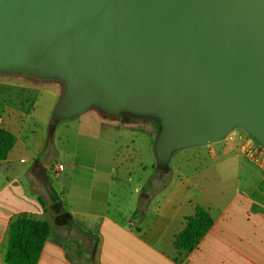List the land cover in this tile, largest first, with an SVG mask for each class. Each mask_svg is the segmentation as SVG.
Listing matches in <instances>:
<instances>
[{
    "label": "crops",
    "instance_id": "1",
    "mask_svg": "<svg viewBox=\"0 0 264 264\" xmlns=\"http://www.w3.org/2000/svg\"><path fill=\"white\" fill-rule=\"evenodd\" d=\"M85 1L66 0L61 5L65 17L59 20V31L69 34L84 13ZM184 65L188 79L183 86L194 91L195 103L190 108L196 109L210 87L211 71L194 62ZM81 69L108 79L109 93L119 106L125 103L128 109L130 103L143 100L120 89L114 75L126 87L127 79L119 69L113 75V69L102 60L91 58ZM73 73L75 69L69 64L62 74L69 87ZM126 120L132 125L122 132L126 141L118 136V144H109L112 149L108 159L95 160L93 165H70L73 176L59 191L48 181L45 166L28 157L32 150L21 140L24 124L0 115V129L16 139L7 158L0 161V264H8L10 225L19 217L51 225L37 264H264V196L248 192L258 174L239 154L236 144L224 138L229 132L234 136L244 133L264 146L256 129L235 117L226 123L222 135L200 141L199 154L195 149L188 150L190 142L177 144L179 156L186 159L168 176L164 164L160 170L156 162L160 155L158 143L152 140L153 129L134 125L133 116L113 113L111 127L115 134L120 133L115 127L123 126ZM164 124L163 120L162 136L166 133ZM207 146L214 157H209V162L197 159L203 158V153L208 157ZM122 149L130 152L129 157L132 152L144 156L139 175H134L127 164L124 170L121 168L122 161L116 157ZM54 172L58 176L64 169ZM41 182L48 183L59 199V214L72 216L67 224L54 223L57 214L51 211L52 194L48 189L45 197L35 190ZM66 204L68 211L64 209ZM196 207L210 215L212 227L194 250H177L175 237ZM136 213H140L137 218Z\"/></svg>",
    "mask_w": 264,
    "mask_h": 264
},
{
    "label": "rangeland",
    "instance_id": "2",
    "mask_svg": "<svg viewBox=\"0 0 264 264\" xmlns=\"http://www.w3.org/2000/svg\"><path fill=\"white\" fill-rule=\"evenodd\" d=\"M130 4L131 0H123L99 40L89 49L75 43L71 33L59 31V20L65 17L61 6L41 17H35L30 9L24 8L17 16L18 28L14 37L0 48V115L24 124L21 140L32 150L28 157L45 166L48 181L59 191L73 176L70 165L84 162L93 165L95 160L108 159L112 149L109 144H118V136L126 141L122 132L132 126L128 124L131 122L126 120L123 126H116L115 129H120L117 135L111 127L113 113H118L119 117L133 116L134 125L144 124L153 129L152 140L158 143L156 150L160 155L156 162L160 164V170L164 164L166 175L174 174L175 166L186 159L179 156L176 146L181 143L172 141V130L178 120L197 116L204 101L198 108H190L196 95L192 89L183 86L188 79L186 65L167 58L152 65H138L125 57L123 33ZM91 58L102 60L113 69V75V71L119 69L118 72L127 79V87L114 75L120 84L118 87L126 89L134 98L143 97V100L136 101L138 104L130 103L132 106L128 109L123 101L124 104L119 106L109 93L108 79L81 69ZM69 64L75 69L71 87L62 77ZM77 80L90 87L88 98L76 97L73 83ZM20 111L26 115H21ZM163 120L164 125L167 124L164 136ZM247 122L264 140V134ZM189 142L191 148L188 150L195 149L199 154L201 142ZM128 155L130 152L125 149L118 151L116 158L122 161L121 168L124 170L127 164L134 175H139L144 156L133 152L131 157ZM197 159L210 161L204 153L203 158ZM58 165L64 168V173L56 176L54 169ZM48 189L46 182L35 187L45 197ZM64 209L68 211L69 205L66 204ZM67 231L71 232V228Z\"/></svg>",
    "mask_w": 264,
    "mask_h": 264
},
{
    "label": "water",
    "instance_id": "3",
    "mask_svg": "<svg viewBox=\"0 0 264 264\" xmlns=\"http://www.w3.org/2000/svg\"><path fill=\"white\" fill-rule=\"evenodd\" d=\"M65 1L0 0V48L14 37L21 10L41 17ZM122 2L86 0L82 17L70 29L72 40L84 49L94 46ZM123 39V54L138 65L167 58L211 71L198 115L173 127L176 144L220 136L235 117L264 134V0H131ZM89 94L90 87L77 83L78 99ZM60 206L56 202L51 208L57 214L54 223L63 226L72 216L59 214Z\"/></svg>",
    "mask_w": 264,
    "mask_h": 264
},
{
    "label": "trees",
    "instance_id": "4",
    "mask_svg": "<svg viewBox=\"0 0 264 264\" xmlns=\"http://www.w3.org/2000/svg\"><path fill=\"white\" fill-rule=\"evenodd\" d=\"M16 139L10 133L0 129V161L7 158L13 149ZM51 203L59 199L49 189ZM140 213H136L135 218ZM212 227L210 215L201 207H196L192 217L185 219V226L175 237L177 250H194ZM51 225L47 222L36 221L26 217L17 218L10 225L8 264H37L44 243L49 237Z\"/></svg>",
    "mask_w": 264,
    "mask_h": 264
},
{
    "label": "built area",
    "instance_id": "5",
    "mask_svg": "<svg viewBox=\"0 0 264 264\" xmlns=\"http://www.w3.org/2000/svg\"><path fill=\"white\" fill-rule=\"evenodd\" d=\"M21 114H26L21 111ZM226 142L236 143V149L239 154L249 163L250 167L258 174L257 181L252 184L248 192L251 194H258L264 196V146L258 143L252 136L248 134H238L234 136L231 132L224 135ZM206 154L208 157H214V151L210 146L206 147ZM63 167L58 165L55 168L56 172H62Z\"/></svg>",
    "mask_w": 264,
    "mask_h": 264
}]
</instances>
